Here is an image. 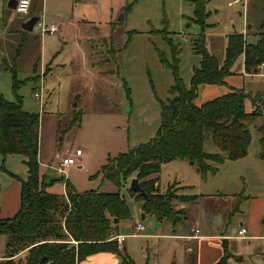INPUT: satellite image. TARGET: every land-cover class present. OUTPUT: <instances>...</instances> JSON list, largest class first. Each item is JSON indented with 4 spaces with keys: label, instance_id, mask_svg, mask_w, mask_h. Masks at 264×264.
Returning <instances> with one entry per match:
<instances>
[{
    "label": "rangeland",
    "instance_id": "1",
    "mask_svg": "<svg viewBox=\"0 0 264 264\" xmlns=\"http://www.w3.org/2000/svg\"><path fill=\"white\" fill-rule=\"evenodd\" d=\"M72 2L33 0L32 8L36 5L41 22L32 31H26L21 27V15L8 7V0H0V97L9 102H16L19 97L23 110L39 115L37 159L45 182L55 180L50 187H59L67 180L77 192L118 191L125 199L131 215L121 221L109 239L116 234L127 236L121 246L126 247L133 264H200L202 259L220 251V244L187 241L174 236L179 231L173 229L184 230L181 224L173 226L170 220L158 221L149 214L142 218V201L128 191L130 180L118 188L100 172L109 157L149 141L160 125V102L171 96L173 74L170 67L159 62L158 52L169 62L172 58L167 40L154 30L165 29L167 37L178 45L179 76L189 84L192 68L200 62L191 45V40L201 32V27L192 20L193 4L190 0H85L84 5ZM206 10L209 11L204 28L206 45L220 61L227 34L251 24L246 39L255 43L257 33L264 32V0H208ZM59 16L64 20L60 29ZM67 16L80 23V30L73 26L76 23H65ZM83 18L92 25L82 22ZM52 24L57 27L56 32L42 34L41 29ZM241 64L238 59L232 67V84L243 86L244 92L251 96L264 94V66L255 75H241ZM13 73L22 81L16 91L12 88ZM33 76L36 80L31 79ZM201 87L193 101L195 105L213 98L206 97ZM220 87L228 89L225 84ZM37 91L40 99L33 97ZM245 108L251 111L249 98L245 100ZM76 113L80 114L78 121L74 119ZM263 120L257 119L254 126H248L251 140L247 155L215 165L218 168L215 174L208 173L203 179L196 167L184 159L165 163L156 174L160 192L178 182L187 186L183 193L203 195L197 202L172 203L176 209L184 208V222L196 224L189 234L226 229L228 249L241 259L231 257L227 264H264V170L250 167L253 160L260 159L256 126ZM204 149L220 153L209 131ZM69 156L76 163L64 168L63 173L58 172L62 158ZM2 165L19 178L27 176L21 155H9L5 161L0 155ZM181 189L174 184L171 192L178 194ZM238 193L243 201L234 211ZM5 195L12 206L17 180L0 168V217L4 214L1 203ZM240 222L249 229L244 238L235 235ZM136 223H141L144 229L136 231ZM5 243L6 236L0 234V261L6 253ZM125 252L120 256L108 255L120 262ZM25 256L20 253L15 259L25 264ZM96 259L91 258L90 264H102Z\"/></svg>",
    "mask_w": 264,
    "mask_h": 264
},
{
    "label": "trees",
    "instance_id": "2",
    "mask_svg": "<svg viewBox=\"0 0 264 264\" xmlns=\"http://www.w3.org/2000/svg\"><path fill=\"white\" fill-rule=\"evenodd\" d=\"M190 1L193 4L192 20L201 27V32L191 40L200 62L192 68L189 84L186 85L179 76L178 45L167 37L165 29L154 30L167 40L172 58L169 62L163 53L158 52L159 62L170 67L173 74L171 96L160 102V125L149 141L114 158L109 157L108 163L100 169L103 178L118 188L136 178L145 196L128 191L142 201V218L149 214L158 221L170 220L174 225L178 222L184 224L185 211L174 208L172 201H193L197 196L172 193L171 188L176 182L169 184L165 192H160L158 176H150L156 175L162 164L175 159H184L194 165L203 179L208 173L215 174L218 170L215 164L247 155L251 140L248 126H254L257 119L264 118V94L251 96L242 88L231 89L200 105L193 103L200 85L224 84L225 78L234 74L232 67L238 59H241L245 73L258 72L264 64V32L257 33L255 43H248L245 35L239 32L227 34L220 61L208 50L204 35L205 19L209 15L206 10L208 0ZM34 70L36 72V65ZM31 79L36 80V77ZM20 84L22 81L13 73V90L16 91ZM247 98L251 102V111L245 108ZM79 115L76 113V121ZM38 123L39 115L23 110L19 97L16 102L0 97V155L3 161L9 155H21L27 168V176L22 179L8 172L3 165L0 167L20 183L17 211L12 216L0 217V234L6 236V253L0 264H21L15 259L20 253L26 255L25 264H78L102 252L122 255L125 247L108 239L117 232L121 221L131 215L125 199L118 191L77 192L67 180L64 195L49 192L48 188L55 180L45 182L40 174ZM256 130L260 157L264 159V120ZM206 131L210 132L220 153L205 151ZM235 195L234 211H237L243 196ZM221 250L222 254L214 264H226L229 258L236 257L229 251L225 238L221 240ZM120 263L133 264L126 252Z\"/></svg>",
    "mask_w": 264,
    "mask_h": 264
},
{
    "label": "crops",
    "instance_id": "3",
    "mask_svg": "<svg viewBox=\"0 0 264 264\" xmlns=\"http://www.w3.org/2000/svg\"><path fill=\"white\" fill-rule=\"evenodd\" d=\"M16 1L17 0H10V2H9V0H8V4H10V6L8 5V7L9 8H12V9H15V5H16ZM73 2L72 3H82V5H84L83 4V2L85 1V0H72ZM32 2H33V0H31V2H30V7H29V11H28V13H26V14H20L21 15V22L23 23V22H25L26 20H28L30 17H32V16H36V15H38L39 17H40V19L37 21V23L34 25V28L41 22V14H40V12L38 11V10H36V5H34L33 4V8H32ZM234 2H236L235 0H234ZM238 2H242V1H238ZM243 5H244V3H242ZM74 6V5H73ZM15 11H16V9H15ZM17 12V11H16ZM18 13V12H17ZM62 17L63 16H59V20L57 21V23H59L60 24V26H59V29L61 28V24H63L64 23V20L62 19ZM67 18V21L65 22V23H71V24H74V23H76V20L75 19H73L72 17H70V16H67L66 17ZM82 22H84L86 25L87 24H89L90 23V25H92L91 23L92 22H89V19H87V18H83L82 20H81ZM80 22V21H79ZM80 23H76V25H73V26H77V28L80 30V25H79ZM111 24V23H110ZM41 26H42V23H41ZM33 28V29H34ZM251 28V24L249 25H247L246 27H243L242 26V28L240 29V30H238V31H236V32H239V33H242V34H244L245 35V38H247V35H248V29H250ZM60 37V36H59ZM64 37H65V35H64V32H63V34H61V37H60V39L63 41L64 40ZM74 38H75V40H76V34H75V36H74ZM247 40V39H246ZM242 65V64H241ZM263 66H264V64H262L260 67H259V70L260 69H262L263 68ZM45 67H47V71L49 70V66L47 65V66H45ZM243 67V66H242ZM259 70H258V72H259ZM258 72H256V73H253V74H248V73H245L244 71H243V74H241V75H255V74H257ZM232 76L233 75H230V76H227L226 78H225V85L228 87V89L227 90H224V89H222V87H220L221 85H209V84H204V85H200L199 86V88L201 87V91L203 92V94H205V95H207L206 97H217V96H219V95H222V94H224V93H227V92H229V91H231V89H240V88H242L243 86H240V85H237V84H232V82H231V80H233L232 79ZM209 98V99H210ZM212 99V98H211ZM217 153V152H216ZM260 153H261V151L260 152H258V157H260ZM174 160H172V161H170V162H173ZM225 162V161H224ZM223 162V163H224ZM264 159L263 158H261L260 157V159H257V160H253V162L252 163H250V167L251 168H253V170H255V171H259V170H264ZM223 163H221V164H223ZM189 164V163H188ZM162 165H164V164H162ZM190 165V164H189ZM212 165H214L213 163H212ZM216 165V164H215ZM191 166H193L194 167V165H191ZM195 171L197 172V173H199V170H198V168L196 169L195 168ZM240 175H242L241 174V172H240ZM156 175H153V177H155ZM207 178V177H206ZM19 182L17 181V195L15 196V195H12V199L14 200V202H13V204H12V206H10V205H8V202H7V197H6V195L3 197V201H2V203H1V212H3L4 214H2V217H9V216H12L16 211H17V209H18V205H19ZM177 184H178V186H180L182 189L180 190V192L181 193H178V194H185V195H196L197 196V198L195 199V200H193V201H185V202H197V201H199V198H201L203 195H198V194H195V193H192V194H188V193H183L182 191H184V187H187V186H182V185H180L178 182H177ZM57 190V191H56ZM48 191L49 192H52V193H55V192H57V194H65V184H64V182H62V185L60 184V186L59 187H49L48 188ZM233 196V195H232ZM234 197V196H233ZM235 200V199H234ZM235 204H236V200H235ZM234 204V205H235ZM6 207H10L9 209H6ZM178 209H183L184 210V208H178ZM201 218V215H200V217H199V219ZM164 220H166V219H164ZM185 219H183V221H184ZM179 224H181L183 227L182 228H184V230L182 229V230H179V229H177V228H175V229H173V231H179L178 232V234H176V235H174V236H176V237H180V238H184V239H186L187 241H191V240H195V241H199V242H203L204 240H206L207 242H216V243H218V244H220V247H221V240L223 239V238H225V239H227V235H225V232H226V229H225V232H213V231H215L216 229L215 228H213L212 230L213 231H211V232H209V233H207V234H189V233H191V232H194V230H195V225L196 224H192L191 226H190V224H189V222H183L184 224H182V222H178ZM171 224L173 225V226H175L172 222H171ZM177 224V223H176ZM247 224H249L248 222H247ZM250 225V224H249ZM241 226H243V227H245L244 226V224H243V222H240V224H239V227H238V229L241 227ZM119 228V227H118ZM246 228V227H245ZM238 229H237V231H238ZM250 229H252V226L250 225ZM248 232H249V229L247 228L246 229ZM237 231H236V234H237ZM235 234V235H236ZM263 234V233H262ZM249 236H247V238H248ZM262 237V236H261ZM264 237V236H263ZM227 243H228V240H227ZM125 247V246H124ZM125 249H126V247H125ZM218 249V248H217ZM188 250H189V252L191 251V247L189 246L188 247ZM221 251V250H220ZM220 251H218L214 256H211V257H208V259H202L201 260V262H200V264H214L218 259H219V257L221 256V252ZM108 254H110V253H105V252H102V253H98V254H95V255H92V256H90V257H88V258H86L85 260H83V261H81L80 263H78V264H90L92 261H91V258H93V260L95 259V258H97L96 260H98L99 262L101 261L102 262V264H120V262L118 261V259H116L115 257H111V256H109ZM113 256V255H112ZM1 259V258H0ZM230 259V258H229ZM228 259V260H229ZM233 259H235V260H237V261H239V260H241L240 258H238V257H233ZM91 261V262H90ZM228 262V261H227ZM227 262H226V264H227ZM193 264H198V263H193Z\"/></svg>",
    "mask_w": 264,
    "mask_h": 264
},
{
    "label": "built area",
    "instance_id": "4",
    "mask_svg": "<svg viewBox=\"0 0 264 264\" xmlns=\"http://www.w3.org/2000/svg\"><path fill=\"white\" fill-rule=\"evenodd\" d=\"M235 1L238 2V1H245V0H235ZM30 2H31V0H17L16 1V5H15L16 11L18 13H20V14L28 13L29 7H30ZM56 30H57V27L55 26V24L50 25V27H43L41 29L42 34L54 33V32H56ZM41 87L42 86H40V91H41ZM40 91L34 92L33 97L35 99H40L41 98ZM75 163H76V160H75L74 157H72V156L63 157L61 162H60V166L57 168V171L60 172V173H63L64 172V168H66L67 166H70V165H74ZM134 229L136 231H140V230L144 229V226L141 223H136L134 225ZM246 235H247L246 228L241 226L238 229V231H237L236 237L244 238V237H246ZM125 237H127V236L116 234L114 237H112L109 240L113 239V240H115L118 243L119 246H121L123 241H124V239H125Z\"/></svg>",
    "mask_w": 264,
    "mask_h": 264
},
{
    "label": "water",
    "instance_id": "5",
    "mask_svg": "<svg viewBox=\"0 0 264 264\" xmlns=\"http://www.w3.org/2000/svg\"><path fill=\"white\" fill-rule=\"evenodd\" d=\"M10 2V0H9ZM10 6V4H8ZM40 19L38 15L30 17L28 20L22 23V29L26 31H32L34 28V25L37 23V21ZM122 19V15L120 16L119 20ZM129 189L135 193H139L142 196H145L144 190L140 187L139 182L136 178H133L130 181Z\"/></svg>",
    "mask_w": 264,
    "mask_h": 264
}]
</instances>
